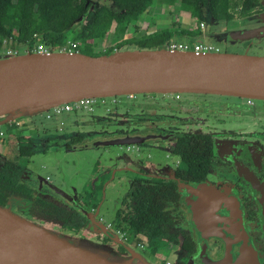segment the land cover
Instances as JSON below:
<instances>
[{"label":"flooded vegetation","instance_id":"obj_1","mask_svg":"<svg viewBox=\"0 0 264 264\" xmlns=\"http://www.w3.org/2000/svg\"><path fill=\"white\" fill-rule=\"evenodd\" d=\"M123 103L128 109L119 112ZM97 106L106 117L85 120L102 127L73 131L84 123L78 113L93 114ZM40 114L44 120L29 115L4 123L8 130H0V142L7 146L0 151L2 207L73 240L94 238L117 257L159 264L144 252L146 247L155 256L171 249L173 258L166 264H189L200 256L218 260L227 250L220 238H203L182 208L180 185L208 181L229 187L241 199L248 233L264 259L263 218L254 186H264V103L258 107L244 97L153 92L116 95L103 104L94 101L90 108ZM69 117L77 119L70 122ZM25 128L29 134L22 132ZM98 139L114 143L97 147ZM127 140L134 143H124ZM60 148L99 152L80 188L54 176L59 170L63 174L58 161V167L52 161L47 169L37 164L50 149ZM101 149L109 154L107 166L100 163ZM40 168H51L52 173ZM121 181L127 184L123 191L122 184L116 185ZM111 184L117 196L113 219H108L100 213L109 202Z\"/></svg>","mask_w":264,"mask_h":264},{"label":"water","instance_id":"obj_2","mask_svg":"<svg viewBox=\"0 0 264 264\" xmlns=\"http://www.w3.org/2000/svg\"><path fill=\"white\" fill-rule=\"evenodd\" d=\"M203 15L209 23L197 38L230 45L234 50L196 54L161 47L101 55L66 51L1 54L0 125L84 98L156 92L264 100V54L243 50L245 44L264 49V9L226 20L216 18L209 6H204ZM79 31L77 25L66 35L77 36ZM42 40L40 35L37 42ZM109 143L114 142L98 139L94 145ZM254 183L264 229V186ZM179 191L182 208L203 238L215 236L227 245L222 258L200 256L189 264H264L248 233L243 203L229 187L219 188L203 181L182 184ZM0 264L154 263L117 257L91 238L76 241L61 236L48 225L29 221L0 205Z\"/></svg>","mask_w":264,"mask_h":264},{"label":"trees","instance_id":"obj_3","mask_svg":"<svg viewBox=\"0 0 264 264\" xmlns=\"http://www.w3.org/2000/svg\"><path fill=\"white\" fill-rule=\"evenodd\" d=\"M155 1L0 0V55L10 47L21 50L23 46H28L33 50L40 35L53 51H59L70 39L67 32L77 25L80 31L74 40L88 44L89 47L101 32L106 33L113 24L116 25L121 41L104 54L123 49L161 48L173 37L186 36L187 40L196 41L194 38L203 33L200 23H209L203 15L204 6H209L211 14L216 18L230 20L235 17L230 10V0H172L177 1L182 10L193 11L198 21L196 28L186 29L174 21L169 28L125 38L124 34L132 21L139 19ZM242 8L246 10V15L252 13L253 8H258L254 11L264 9V5L262 0H243ZM81 17L84 19L80 22ZM90 51L81 49L82 53L94 55Z\"/></svg>","mask_w":264,"mask_h":264},{"label":"rangeland","instance_id":"obj_4","mask_svg":"<svg viewBox=\"0 0 264 264\" xmlns=\"http://www.w3.org/2000/svg\"><path fill=\"white\" fill-rule=\"evenodd\" d=\"M242 3H243V0H230V10L235 15V18H241L242 16H245L246 10L242 8ZM256 9L258 8H253L251 11H254ZM174 21L180 23L181 26L186 29H192V28L194 29L198 26V21L193 11L187 12V11L182 10L180 4L177 1L156 0L155 3L149 8V10L144 12L139 17V19L132 21V23L126 30L124 37L127 38L131 36H141L145 33H152V32H155L163 28H169L170 26H172ZM115 26L116 25L113 24L106 33L101 32L98 35V37H96L93 41H91L92 46L90 47L88 46V44H85L81 41H77L80 46V49L83 48L85 51H88V52L91 50L90 52L93 53L94 55H101V54H104L107 49L116 47L117 44L120 43L121 37H119V35L117 34ZM202 31H203L202 34H204L206 30H202ZM74 38H75V35L73 33L70 39H74ZM180 39L183 41L184 40L189 41V39L187 40L186 36H181ZM196 39L200 40L199 38H196ZM201 40H203L204 42H212L211 39H207V38H201ZM35 45L36 43L34 44V46ZM218 45L222 48V51H226V50L231 51L233 49L230 45H226V44L224 45L218 44ZM246 48L249 49L250 53L264 54V49H258L254 45L249 47V44L248 45L245 44V48L243 50H245ZM20 53H24V51H21ZM107 100L110 101L111 97H108ZM253 100L258 105V107L264 103V100H258V99H253ZM126 109L128 108L124 103L118 105L119 112L125 111ZM78 114L84 116L83 118L84 123L81 124L80 127L73 126L72 128L73 131H76V129H82V130H87V131H91L94 129L98 130L99 128L102 127L101 125L97 124L96 122H95L96 124H94L93 121H91V124H87L85 119L100 116V115L103 117H106L107 113H105L104 109H102L100 106H97L93 114H87V113H82V112H79ZM34 117L38 121L40 117L44 120L43 114H38V115H35ZM74 118L76 117H69L68 121L72 122ZM245 119L247 120L249 118L247 117L240 118L238 120L243 121ZM16 120L22 121V118H18ZM1 129L7 131L8 130L7 124L0 125V130ZM38 129L41 130L40 127ZM22 132L24 134H29L30 130L25 128ZM5 146H6V142H0V151H6L7 146L6 147ZM115 149L121 150L118 148H115ZM104 150L105 149H101V152L103 153V155L101 156L100 163L101 165L107 166L109 162L105 161V159L109 157V154L107 151H104ZM98 153L99 152L90 151L87 149L83 151H78V153L75 151L66 150L64 148H60V150L58 151L57 150L53 151L52 149H50L49 152L46 153V156H43V157L41 156L38 158L39 160L37 161V164L43 168H46L45 165H50L49 163H52L53 161L55 165L58 167L57 165V161H58L59 166H61V169H63V174L61 175V171L59 170V172L58 171L54 172V176L58 177L60 181H62L61 180L62 177L65 178L67 182L71 180L69 183L78 185L80 188L81 185L86 182V181L84 182L82 181L83 179L82 177L88 176L87 174H90V173H87L86 170H91L93 168L92 164L94 163L95 157H97ZM127 153L131 157L135 156L136 154L135 151H132V152L128 151ZM9 154L15 155L16 153L9 152ZM74 161H75V164L73 163ZM43 168H40L41 172L48 174V171H49L50 174L52 173L51 168L48 170H46L47 168L46 169H43ZM79 172L80 174L78 175ZM74 174H77V175L74 176ZM117 184L123 185V188H122V185H120V189L122 188V191L125 188H127V184L125 181L116 183V185ZM112 186L113 184H111L107 188L109 202L106 203L102 207V210L100 213L102 215H105L108 219H113L112 215H113V208L115 204L113 197L117 196V193L111 190ZM61 236H66V235H61ZM91 239H94V238H91ZM79 240H83V239H78L76 241H79ZM96 241L100 242L98 240ZM101 245H104V244L101 243ZM144 252L147 253L151 258H155V260L158 259L160 261L159 264H166V261L168 258L169 259L173 258V251L171 249L159 250L156 256L153 255L151 250H149L147 247Z\"/></svg>","mask_w":264,"mask_h":264},{"label":"built area","instance_id":"obj_5","mask_svg":"<svg viewBox=\"0 0 264 264\" xmlns=\"http://www.w3.org/2000/svg\"><path fill=\"white\" fill-rule=\"evenodd\" d=\"M200 26L204 30L205 23L201 22ZM6 41V40H5ZM162 47L167 48L171 51H176V50H191L194 51L196 54H201V53H207V52H220L222 51V48L213 42H204L203 40H196V41H183L181 39H170L168 40ZM21 51H32V52H40V53H51L53 52L52 48L48 46L45 42L39 41L36 42L35 47L33 50L28 48V46H23L21 50L15 49V48H7L6 50L3 51L2 54H7V55H12V54H18ZM59 51H66V52H71V53H81L80 46L77 41L74 39H69L65 45H63ZM108 97H100V98H84L80 99L78 101H73L69 103H64L58 106H55L49 110H47L46 113L47 115L49 114H60L63 112L67 111H72L75 109L81 110L82 108H90L91 105L94 103V101H98L101 104L106 103Z\"/></svg>","mask_w":264,"mask_h":264}]
</instances>
